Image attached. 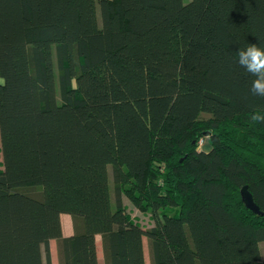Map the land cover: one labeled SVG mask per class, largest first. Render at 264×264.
Segmentation results:
<instances>
[{
    "label": "trees",
    "instance_id": "obj_1",
    "mask_svg": "<svg viewBox=\"0 0 264 264\" xmlns=\"http://www.w3.org/2000/svg\"><path fill=\"white\" fill-rule=\"evenodd\" d=\"M250 45L264 0H0V264H264Z\"/></svg>",
    "mask_w": 264,
    "mask_h": 264
},
{
    "label": "clouds",
    "instance_id": "obj_2",
    "mask_svg": "<svg viewBox=\"0 0 264 264\" xmlns=\"http://www.w3.org/2000/svg\"><path fill=\"white\" fill-rule=\"evenodd\" d=\"M238 56L241 66H246L247 71L258 74L259 78L253 82V93L264 96V48L250 45L240 50Z\"/></svg>",
    "mask_w": 264,
    "mask_h": 264
},
{
    "label": "rangeland",
    "instance_id": "obj_3",
    "mask_svg": "<svg viewBox=\"0 0 264 264\" xmlns=\"http://www.w3.org/2000/svg\"><path fill=\"white\" fill-rule=\"evenodd\" d=\"M189 2H191V0H184V3H186V4L189 3ZM54 65H55L56 74H58V70H57V67H56V63H54ZM203 117L204 118H208L209 116L208 115H204ZM206 143H207V140H206ZM207 148H208V143H207ZM2 162H3V159H2V154L0 152V170L3 169V167L1 166ZM124 202L127 205V207L129 208V211L131 213L132 218L137 219L139 221V223L141 225H143L144 227H146V228H150L151 226H153V222H151V220L149 219V216L148 215L142 214L141 212H139L138 210H136L129 203V201L127 199H125ZM144 245H145L144 246V251H145V261H146V264H152L151 263V257H150L149 245H148V241L146 239H144ZM260 249H261L262 258L264 260V243H262L260 245ZM50 251H51V261H52V264H61L60 263V259H59V249L56 246V242L55 241L51 243ZM99 259H100L101 264H104V258H103V252H102V250L100 251Z\"/></svg>",
    "mask_w": 264,
    "mask_h": 264
},
{
    "label": "crops",
    "instance_id": "obj_4",
    "mask_svg": "<svg viewBox=\"0 0 264 264\" xmlns=\"http://www.w3.org/2000/svg\"><path fill=\"white\" fill-rule=\"evenodd\" d=\"M61 224H62V233H63L64 237L67 238V237H71L74 235V227H73V222H72V218L70 215L62 214L61 215ZM52 242H54V240L50 241V248H51ZM55 242H56V246L58 247V241H55ZM96 247H97V253H98V258H99L100 251L102 250V252H103L102 237L100 235L96 236ZM99 262H100V259H99ZM100 264H101V262H100Z\"/></svg>",
    "mask_w": 264,
    "mask_h": 264
},
{
    "label": "water",
    "instance_id": "obj_5",
    "mask_svg": "<svg viewBox=\"0 0 264 264\" xmlns=\"http://www.w3.org/2000/svg\"><path fill=\"white\" fill-rule=\"evenodd\" d=\"M241 198L245 206L253 211L256 214L264 216V213L260 211V208L257 206V204L254 201L252 193L248 190V187L245 186L241 189Z\"/></svg>",
    "mask_w": 264,
    "mask_h": 264
},
{
    "label": "built area",
    "instance_id": "obj_6",
    "mask_svg": "<svg viewBox=\"0 0 264 264\" xmlns=\"http://www.w3.org/2000/svg\"><path fill=\"white\" fill-rule=\"evenodd\" d=\"M199 145H200L201 148L204 147L205 140L204 139H201L200 142H199Z\"/></svg>",
    "mask_w": 264,
    "mask_h": 264
}]
</instances>
